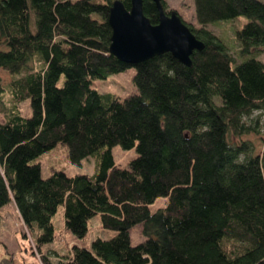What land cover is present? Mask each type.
<instances>
[{
	"label": "trees",
	"instance_id": "trees-1",
	"mask_svg": "<svg viewBox=\"0 0 264 264\" xmlns=\"http://www.w3.org/2000/svg\"><path fill=\"white\" fill-rule=\"evenodd\" d=\"M113 1L0 0V70L9 78L0 79V208L13 204L27 232L39 228L33 254L42 264H264V151L252 156L250 142L236 141L264 130V65L253 56L236 64L206 29L245 17L235 38L247 56L264 47V0H192L200 27L182 21L204 44L192 67L169 53L135 66L111 55ZM142 5L157 24L152 0ZM131 67L136 92L124 99L91 87ZM116 145L135 148L128 168L116 166ZM61 146L73 163L94 157V174L52 168L43 178L38 158ZM159 197L167 204L151 213ZM59 206L78 239L96 215L115 235L90 249L71 245L54 262L40 248L54 241ZM138 224L144 241L133 246Z\"/></svg>",
	"mask_w": 264,
	"mask_h": 264
},
{
	"label": "rangeland",
	"instance_id": "rangeland-1",
	"mask_svg": "<svg viewBox=\"0 0 264 264\" xmlns=\"http://www.w3.org/2000/svg\"><path fill=\"white\" fill-rule=\"evenodd\" d=\"M166 3V11H175L180 18L194 27H200L195 19L194 7L192 0H164ZM247 21L245 17H238L233 20L219 21L208 24L206 29L212 32L226 47L228 53L232 56L234 62L239 64L253 56L256 60L264 65V47H253L251 54L242 56L240 48L236 42L235 32L240 29ZM135 69L133 67L118 74L107 75L104 79H91V87L101 94L114 95L120 99L136 92L133 84ZM1 84L5 85L9 78L5 72L0 70ZM63 77L59 80L58 86H61ZM19 110L23 117L31 116V109L28 101L19 104ZM256 114H254L253 118ZM249 120H246L248 123ZM236 141H248L253 146L252 156H257L264 151V130H260L258 134L249 133L242 135ZM111 153L116 166L119 168H128L130 161L137 157L135 148L124 150L119 145L111 147ZM41 164V175L47 178L52 168L63 170L64 173L71 177L76 174L93 175L95 172L94 157L90 156L79 163H73L69 160L67 148L61 146L51 150L38 158ZM167 204V198L159 197L151 205L149 210L154 213L158 209L164 208ZM54 226V241L43 244L40 248L42 254L48 255L56 262L61 259L60 256L68 254L71 245L81 246L90 249L91 242L97 238L108 240L115 235L114 231L106 230L101 227L100 217L96 215L87 222V233L83 240L78 239L70 232L64 223V208L59 206L56 213L51 218ZM40 234L39 228L34 225L27 232L22 225L18 212L13 204H6L0 208V264H42L38 255L34 252L33 243ZM26 237H25V236ZM130 241L133 246L144 241L142 235V225L138 224L130 230ZM20 247V250H18ZM40 253V252H39ZM40 253V254H41ZM60 255V256H59ZM12 258L13 262L4 261Z\"/></svg>",
	"mask_w": 264,
	"mask_h": 264
},
{
	"label": "water",
	"instance_id": "water-1",
	"mask_svg": "<svg viewBox=\"0 0 264 264\" xmlns=\"http://www.w3.org/2000/svg\"><path fill=\"white\" fill-rule=\"evenodd\" d=\"M152 2L158 12L155 25L144 15L142 0H131L129 9L120 0L112 2L107 19L111 29L109 53L132 66L169 53L182 65L192 67V54L202 51L204 44L195 38L177 12L167 14L161 0Z\"/></svg>",
	"mask_w": 264,
	"mask_h": 264
},
{
	"label": "flooded vegetation",
	"instance_id": "flooded-vegetation-1",
	"mask_svg": "<svg viewBox=\"0 0 264 264\" xmlns=\"http://www.w3.org/2000/svg\"><path fill=\"white\" fill-rule=\"evenodd\" d=\"M170 13V12H169Z\"/></svg>",
	"mask_w": 264,
	"mask_h": 264
}]
</instances>
